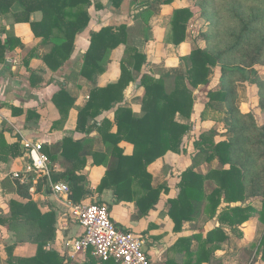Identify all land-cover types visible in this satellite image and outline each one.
Returning a JSON list of instances; mask_svg holds the SVG:
<instances>
[{"label": "trees", "instance_id": "trees-1", "mask_svg": "<svg viewBox=\"0 0 264 264\" xmlns=\"http://www.w3.org/2000/svg\"><path fill=\"white\" fill-rule=\"evenodd\" d=\"M110 1L117 6L123 2V0ZM154 1L160 5H170L174 2V0ZM193 1L200 4L202 15L208 13L209 5L214 1L215 7H211L210 18L218 16L221 19V23L227 27L223 34L228 43L232 42V44L224 52H220L221 54H215L199 46L193 48L185 57V68L178 67L170 72V82L163 76H155L150 72L143 73L138 79L139 86L143 88L140 115H135L131 108L121 103L126 87L135 80L134 72L140 71L146 63L144 52L127 45L126 22L101 25L89 32V44L82 55L78 72L79 76L94 82L104 71L110 52L124 45V55H127V58H122L119 62L117 80L105 86L93 87L84 105L77 109L76 129L80 131L96 129L101 141L106 145L105 151H91L86 149L81 140L66 138L60 154L71 161L73 156L76 159L80 157L82 164L85 163L86 157L91 155L92 163L95 165L104 162L110 155L112 159L96 191L100 193L110 189L117 200H134L144 214L154 209L161 191L167 190L166 183L153 185V177L147 170L148 165L162 158L168 151L179 150L183 136L191 128V123L186 121L191 120L194 113L193 90L209 83L210 68L217 63H220L224 71L230 70L227 74L238 71L218 61V58L239 51L238 47L248 40L251 34L255 35L253 26L260 17L251 15L247 9H244L243 3L239 4L238 8L235 7L236 0L232 3L229 0H212L209 3L206 0ZM249 1H255L260 6L264 5V0ZM226 2L229 8L223 5ZM145 4L146 6L133 18L150 15L151 6L155 3L149 5V1H146ZM89 5L90 0H0V15L9 17V13H12L11 16L15 21L28 23L33 35L40 37L42 44L49 45V49L41 57L46 66L55 71L70 58L77 35L87 27L90 19ZM35 11L41 12V19L38 21L30 19V14ZM193 12L189 5L171 8L167 22L169 30L165 38L167 43L178 45L186 39L187 22ZM263 39L264 35L261 36V44L255 48L256 53L251 64L261 56ZM19 44L18 38L6 32L5 37L0 38V60L7 51ZM225 79L227 80L228 76L224 74L221 77V86L206 92L208 100L200 114V120H206L208 111L213 114L222 112L225 116L219 118L214 114L211 116L213 121L221 120L227 132L240 135L245 132V125H240L236 130L238 125L235 123L236 119L247 118L252 137L250 147L256 151L257 156L250 162H238L240 149L235 146L237 138L234 139L232 135L217 138L214 126L198 133L193 142V163L181 172L177 184L178 193L167 200V213L174 224V231H179L184 222H195L202 217L204 221L217 219L219 226L207 231L204 237L203 231L200 230L192 236L178 238L169 252L180 255V261L172 256L165 261L166 264H221L215 257V251L228 241V232L241 235L239 226L249 220L254 212L259 213V220L264 224V188L259 191L257 188L261 174L264 175V169L253 167L257 157L264 158V124L257 125L250 114L246 116L237 112L233 106L235 94L227 83H223ZM261 88H264V85ZM74 100L64 88H59L53 93L52 101L60 117L53 122L52 127L66 120ZM219 103L224 105V110L215 107ZM114 104L117 105L113 110V118H105L99 123L94 120L101 111L112 108ZM258 108L264 111V99L259 102ZM11 110L16 115L24 111L20 107H11ZM32 115L38 117L33 111H26L27 118ZM177 116L185 121H179L176 119ZM113 127L115 131H112ZM121 141L131 144L132 150L129 154H125L118 145ZM43 151L46 153L44 148ZM22 154L25 152L20 147V137L16 135L14 141L7 142L4 130H0V159L15 158ZM215 159L219 161L220 167H211L204 172L196 170L198 164L203 162L209 164ZM49 169V179L29 173L24 185L16 181L18 191L23 193L25 200L10 199L9 214L0 215V223L16 233L19 239L31 241L36 245L34 256L13 257L12 260H15L13 264H64L63 258L54 249L47 248L55 235V213L41 212L37 203L29 196L28 188L32 184V179L37 176L38 186L48 184L49 181L65 180L69 187L68 198L72 203H80L89 192L82 184L83 175L77 174L75 168H67L61 174H54L50 167ZM253 172L255 176L248 182L249 175ZM206 183L212 185L209 190H206ZM256 194L262 196L259 210L249 203L244 204L246 197ZM260 243L264 246V230ZM261 251L260 260L264 261V248Z\"/></svg>", "mask_w": 264, "mask_h": 264}, {"label": "crops", "instance_id": "crops-1", "mask_svg": "<svg viewBox=\"0 0 264 264\" xmlns=\"http://www.w3.org/2000/svg\"><path fill=\"white\" fill-rule=\"evenodd\" d=\"M113 7L110 0H90L88 25L84 31L77 35L70 58L55 71L48 68L41 57L47 52L49 45L42 44L41 38L33 35L28 23L15 21L11 16L12 13H9V17L0 15V38L3 39L6 32H10L20 40V44L7 51L3 59L0 60V130H4L7 142L14 141L16 135L20 137V140L28 138L42 142L49 158V167L54 174H61L67 168L73 167L77 174L83 175L82 184L89 193L80 203L99 201L105 204L108 207L110 219L118 228L131 231L143 238V249L151 264H166L165 261L172 256L180 261V255H173L169 252L170 247L178 238L192 236L200 230L203 231L204 237L207 231L219 226L218 220L212 218L207 221L203 220V224L200 226H195L197 221H186L179 231H174V224L167 213V200L178 193L177 184L181 172L193 163L194 154L189 153L191 149H194L192 140L190 141L191 133L197 137L199 132L215 127L216 122L210 120L209 117L203 121L199 120L203 127L200 130L199 127H193L195 116H198L196 114L194 119L186 121L191 123V128L183 136L179 150L168 151L162 158L148 165L147 170L153 177V185L166 183L167 190L161 191L154 209L146 214L142 213L134 200H117L110 189H105L100 193L96 191V187L112 159L110 155L104 162L95 165L92 163L91 155H88L85 163L82 164L80 157L76 159L73 156L71 157L73 161H71L60 154L61 146L66 138L81 140L86 149L91 151L102 152L106 149V145L101 141L96 129L91 131L76 129L77 109L84 105L93 87L105 86L117 80L124 45H120L110 52L104 71L96 77L94 82L79 76L78 72L82 63V55L89 44V32L101 25L123 20L124 10ZM30 19L40 20L41 12L31 13ZM183 45H185L183 42L178 45L165 44L163 48L166 52V59L163 62L165 67L174 69L179 66L177 52L182 49ZM138 50L144 51L139 47ZM32 53L34 54L31 55ZM146 72L148 70L145 65L140 71L134 72L135 80L126 87L121 102L131 108L135 115L141 114L140 100L143 94V88L139 86L138 79ZM59 88L66 89L75 100L74 105L69 109L66 120L52 127L53 122H56L60 117L52 101L53 93ZM117 104L108 110L101 111L94 120L99 123L105 118H113V110ZM11 107H20L24 111L22 114L16 115L12 112ZM27 110L33 111L38 117L32 115L27 118ZM176 119L185 121L180 116H177ZM112 131H115V127L112 128ZM189 144L190 149H188ZM118 145L125 154H129L132 150L131 144L126 141H121ZM27 163L28 158L25 154L15 158L0 159V215L9 214L10 199L25 200L23 193L18 191L16 181L11 178V174L13 171L25 169ZM36 177L32 179V184L28 188L29 196L37 203L41 212L53 211L55 213V235L54 239L48 243L47 248L54 249L63 258L64 264H118L110 260H99L90 253V250L84 254L72 250L70 242L82 231L72 214V206L79 202L72 203L68 195L65 194H54L49 184L36 185ZM239 229L243 232L244 226L240 225ZM230 233L228 232V241L215 251V257L221 264H225L223 255L232 254V252L228 253V246H237L235 242L242 241L243 234L236 236L239 238L235 239L236 237H231ZM232 236L235 234L232 233ZM233 238L234 240H231ZM35 251L34 243L19 239L16 233L0 223V264H13L15 262L12 260L13 257L30 258L34 256Z\"/></svg>", "mask_w": 264, "mask_h": 264}, {"label": "rangeland", "instance_id": "rangeland-1", "mask_svg": "<svg viewBox=\"0 0 264 264\" xmlns=\"http://www.w3.org/2000/svg\"><path fill=\"white\" fill-rule=\"evenodd\" d=\"M146 1H149V5L155 3L151 6L150 15L147 16L146 14L137 18H133L137 12L146 6ZM206 1L209 3L212 0ZM213 2L211 3L212 5H209L210 8L208 9V13L205 15H202L200 4L193 0H174V2L170 5H160L154 0H123L121 3L123 6H117L114 4L112 5H114L113 8L124 10L125 14L121 22H126L128 24L127 45L129 47L134 46L136 48H142L144 50L142 52H144L146 56L148 55V57H146L145 63L146 70L151 72L153 75L163 76L169 81L170 72L174 71L176 68L168 69L164 66L163 62L166 59V52L163 50V48L165 44H168L165 41V38L169 30L167 22L171 15V8L189 5L194 10L193 15L187 22L186 39L183 41V44L185 45H183L182 49L177 52L178 67L181 69L185 68V57L193 48L197 46L211 50L215 54H221L220 52H224L228 46L232 44V42L228 43L227 38H225L223 34L227 27L221 23V19L218 18V16L216 18H210L212 15L211 7H215ZM229 2L232 3L233 0H229ZM242 3L245 4L243 6L244 9H247L251 15L260 16L258 18L259 21L256 22L255 26H253L255 35L251 34V37L248 40H245L243 44L238 47L240 49L239 51H236L229 56L222 55L220 58H218V61L228 64L232 69H238L236 73L227 74L230 72V70L224 71L220 63H217L210 68L209 83L193 90L194 113L192 118L194 119V116L196 114L198 115L197 117L195 116L193 122V127L195 128H203L199 123V113L203 108L204 102L208 100L206 97V92L209 89L213 90L220 87L222 82L221 77L224 74L226 77L228 76V79H225L223 83H227V85L233 89L235 94L233 106L237 112L239 114H245L246 116L250 114L257 125L264 124V111H261V109L258 108L259 102L264 99V88H261L264 85V46L261 48V56L259 59L251 64L256 53L255 48L261 44V36L264 35V5L260 6L256 4L255 1L251 2L249 0H236L235 5L237 6L235 7L238 8L240 6L239 4ZM223 5L229 8L228 2L224 3ZM117 22L119 21H114V23ZM122 58L126 59L127 55H124L123 53L121 59ZM240 72H242V74ZM215 107H217L219 110L225 109L224 105L221 103L216 104ZM214 114H216L219 118L225 116L222 112H216ZM214 114L213 112L208 111L206 116L207 118H211L210 120L213 121L211 116ZM239 119H236L235 122L238 124L236 130L239 129L240 125H245V132L243 134L234 135V133L231 134V132H227V128L223 127V122L220 120L215 123L217 133L216 137L226 138L232 135L231 137L234 139L237 138V143H235V146L240 149L238 154V162H250L256 158L257 153L250 147L252 137L251 130L248 128V119L245 117L241 118L240 120ZM192 137H194V139H192ZM196 138L197 137L194 136V133H191L190 141L192 140V143L194 140H196ZM188 147V149L191 148L190 144ZM189 153H191V155L194 154V149H191ZM202 164L200 163L196 166L197 171L203 172L208 168H218L221 166L217 159L213 160L209 164L207 163V166L204 164V162ZM253 167L255 169H264V158L257 157ZM254 176V172L251 173L249 175L250 179L248 182ZM260 180L259 187H257L258 191L264 188V175L261 174ZM211 186V183H206V190H209ZM254 191H256V188ZM261 197L262 196L260 194L246 197L244 199V204L249 203L256 210H259L261 207ZM203 219V217L199 219L195 226L202 225ZM246 222L247 224L245 225ZM246 222L242 224L244 226V231H241V234H243L242 241L235 242V245L237 246H228L227 250L228 253L232 252L231 255H223L225 264H264V261L260 260L262 252L261 250L264 248V246H262L260 243V239L264 230V224L259 220V213L254 212ZM230 234L231 237L238 236H232V232ZM237 238L239 237H236L235 239ZM231 240H234V238Z\"/></svg>", "mask_w": 264, "mask_h": 264}, {"label": "built area", "instance_id": "built-area-1", "mask_svg": "<svg viewBox=\"0 0 264 264\" xmlns=\"http://www.w3.org/2000/svg\"><path fill=\"white\" fill-rule=\"evenodd\" d=\"M28 163L25 169L13 171L11 178L19 184L27 182L28 174L50 178L49 158L43 151L42 142L23 138L20 140ZM54 194L68 195L65 181L48 182ZM72 214L81 226V233L70 246L74 252L90 253L101 261L113 260L118 264H151L144 252V240L139 235L118 228L110 219L108 207L95 201L77 203L72 206Z\"/></svg>", "mask_w": 264, "mask_h": 264}]
</instances>
